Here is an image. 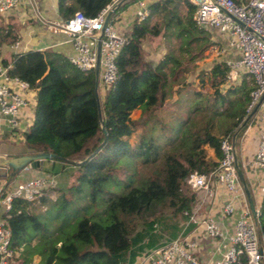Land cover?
I'll return each instance as SVG.
<instances>
[{
  "label": "trees",
  "instance_id": "trees-1",
  "mask_svg": "<svg viewBox=\"0 0 264 264\" xmlns=\"http://www.w3.org/2000/svg\"><path fill=\"white\" fill-rule=\"evenodd\" d=\"M135 1L124 0L113 15ZM109 2L56 0V11L62 20L75 11L94 17ZM148 8L146 17L131 22L115 59L117 78L101 91L94 90L93 71H78L59 53L30 49L10 55L9 73L35 91L23 154H50L36 171L67 175L63 187L45 188L28 201L13 199L2 214L14 251L62 233L60 257L49 256L45 264H130L153 244L155 225L165 216L190 212L195 194L186 177L215 170L220 140H231L247 115L251 77L243 73L226 86L223 60L199 65L215 42L210 31L193 24V6L164 0ZM154 37L161 52L152 61L142 44ZM18 40L15 24L0 19V48ZM7 62L0 54V63ZM4 169L12 181L16 174ZM260 197L264 235V185ZM51 208L60 220L48 226L41 213ZM21 264L30 262L23 258Z\"/></svg>",
  "mask_w": 264,
  "mask_h": 264
},
{
  "label": "built area",
  "instance_id": "built-area-1",
  "mask_svg": "<svg viewBox=\"0 0 264 264\" xmlns=\"http://www.w3.org/2000/svg\"><path fill=\"white\" fill-rule=\"evenodd\" d=\"M124 0H110L94 17L75 11L68 19L52 26L66 36L71 53L68 63L81 72L93 71L97 66V85L111 86L116 78L115 59L127 42L130 25L116 24L114 11ZM164 0H136L133 3L134 18L143 19L149 12V4ZM193 6L191 19L198 29L208 30L222 40L220 51L227 66L225 85L238 83L241 74H248L253 87L248 94L247 114L257 104L248 122L256 119L263 129L256 140L251 158L252 164L264 172V0H186ZM21 0H0V17L11 13ZM36 8L34 0H29ZM112 12L103 25L105 16ZM130 22V24H131ZM18 42L10 45L18 48ZM98 46V49H97ZM11 63H0V116L13 132L20 128V111L26 106L25 92L28 84L9 73ZM247 122V123H248ZM22 138V135H21ZM220 156L214 171L206 174L191 172L186 177L188 189L195 200L186 224L193 223L210 240L226 239V245L218 252L219 257L209 264H264V235L260 232L258 218L251 215L243 188L238 180L232 159V143L228 136L219 143ZM24 166L14 181H6V170L0 167V264H12L15 251L10 247L9 230L2 214L10 209L13 199L31 200L43 189L54 186L55 178L49 174H30ZM28 173V174H27ZM216 187L224 191L223 202L218 207L222 217H234L231 234L225 235L208 214L197 216L202 208H210ZM255 208V207H254ZM257 217L258 212L255 208ZM196 243L181 231L172 239L163 240L157 247L143 251L134 264H200L195 255Z\"/></svg>",
  "mask_w": 264,
  "mask_h": 264
},
{
  "label": "crops",
  "instance_id": "crops-1",
  "mask_svg": "<svg viewBox=\"0 0 264 264\" xmlns=\"http://www.w3.org/2000/svg\"><path fill=\"white\" fill-rule=\"evenodd\" d=\"M28 1L29 0H21L17 8H15L11 13H9L4 17H0V19H2L5 22L10 21L14 23L15 27L16 25L20 26L22 24H23L22 26H24L22 30H20L21 26L19 28H16L17 31L18 30L20 31L19 33L20 40L17 41L19 44L18 48L16 50H12L10 47L11 44L8 46H1L0 48L1 57L7 59V61L9 62L10 55L12 53L34 49V50H50L59 53L64 58H66L67 55L71 53L70 45L64 42L66 36L63 32L59 30L58 27L51 25L53 23H59L63 21L61 18H59L57 14L56 0H35V2L37 3V6L35 8V13L37 15L38 20L36 19L34 20V18L32 17L33 10L31 6L28 4ZM115 15H116L115 18L117 25L122 27L126 26L127 24L130 25V22L134 15L133 4L129 5L128 7L121 10ZM21 18L22 21L21 20L20 21L22 24H19L20 22L18 23V20ZM26 19L30 20V22H27L28 20ZM211 34L215 36L214 40L212 39L211 40L214 42L218 41L219 45H221L222 47L223 42L219 38V36L216 35V33L214 34L213 32H211ZM97 87L100 90V87L98 85ZM25 97L27 104L25 107L21 109L20 118H19L20 121L19 125L20 128L23 130H25L31 122L34 101H35V91L29 88L25 92ZM1 123H3V130L0 131V134L1 132H3L5 136L8 135L6 138L9 137V141L12 142L14 140V137L16 136V132L19 130L17 131L15 130L14 132L10 130L6 124L5 119L0 116V124ZM262 129L263 126L256 119H252L250 122L247 123L245 129L240 134L236 142H234L237 165L240 168V170H241V166L243 167L245 171V176L248 177V180H245L246 178H244L245 176L241 170L243 179L250 192V196L255 208L258 207L259 202L261 200L260 196L262 194L263 185H264V172H262L259 168L255 167L252 164L251 158L255 150L256 140L259 137V133L261 132ZM0 141L2 142L1 138ZM20 147H21L20 149L18 147V150L16 147H14L13 150H7L4 144H0V156L10 157V156L23 154L24 146L22 142ZM238 156L241 158V165H239ZM36 173L39 172L36 171L35 169H32L30 171V174H36ZM223 198H224L223 189L221 187H216V193L213 199L212 206L210 208L208 207L202 208L197 214V216L199 218L205 214L211 216L215 221L216 225L218 226V228L222 231L225 237H227V235L231 234L232 221L234 217H222L217 211L218 207L223 202ZM182 231H183V235H186L187 237L195 241L196 243L195 255L200 264H209L213 260L217 259L219 257L218 252L222 249L224 245H226V239L210 240L206 236H204L201 230H199V228L193 223L186 224L185 222ZM162 241L163 240H160L158 242L155 240L151 246L144 247L143 251H147L157 247ZM136 256L138 257L139 255ZM136 260L137 259L132 260L130 264H134Z\"/></svg>",
  "mask_w": 264,
  "mask_h": 264
},
{
  "label": "rangeland",
  "instance_id": "rangeland-1",
  "mask_svg": "<svg viewBox=\"0 0 264 264\" xmlns=\"http://www.w3.org/2000/svg\"><path fill=\"white\" fill-rule=\"evenodd\" d=\"M35 2V0H34ZM35 4H37L35 2ZM33 12H32V17L34 18V20H38L37 19V15L35 13V8H32ZM22 18L18 20L19 24H22L21 21ZM28 20V19H26ZM27 22H30V20H28ZM23 25V24H22ZM17 26L16 28L20 27V30H22L24 28V26ZM29 25V24H28ZM18 32L20 33V31L18 30ZM210 37L212 40H214L215 36H213L210 33ZM216 43L213 44L212 46H210L208 48V50L205 51V56L203 58L202 61L199 62L200 66H206L208 65L210 62L212 61H216V60H222L225 58V55L220 51L221 45H219L218 41H215ZM143 48H144V54L148 59H151L152 61H154L155 59L158 58L159 53L161 52L160 50V40L157 37L148 39L146 41L143 42ZM198 79L195 80L194 85L198 86ZM251 111V110H250ZM139 111L136 110L132 113V117H136L138 115ZM3 130V123L0 124V131ZM17 131V130H16ZM3 132H1L0 134V138L2 139V142L0 141V144H4L5 148L7 150H13L14 147L19 149L21 148V142H22V138H21V133L20 131L16 132V136L14 137V140L11 142L9 141V137L6 138L7 136H5ZM4 139V140H3ZM13 145V146H12ZM238 154V151H237ZM239 158V165H241V158L238 156ZM241 170L245 176V171L243 169V167L241 166ZM17 176L14 177V179L12 181H14L16 179ZM244 178H246L245 180H248V177L245 176ZM74 179L73 177H71V180L68 184L73 183ZM67 182V175L66 174H55V182H54V186L56 187H63ZM257 199V198H256ZM263 201H264V197H263ZM263 210H264V203H263ZM1 213V212H0ZM164 213H166L167 215H169L170 213L166 210H164ZM42 219H44L46 221V223L48 224V226H53L57 223H59V215H56V210L55 209H50L47 212H42ZM171 216V215H169ZM187 217L184 215H179V216H174V217H164L163 223L161 225L156 224L155 225V235L152 237V240H156V241H160V240H164V239H172L174 238L177 234H179L186 222ZM65 239L64 234L62 233H56L54 234L51 238L47 239V240H40V241H33L30 244H24L22 245L18 250L15 251V258L12 261V264H21V261L24 259H28L30 264H45V262L48 260V257L51 256L53 258V260H57L58 257H60L61 252L58 248L59 244ZM135 255L133 260L138 259V257Z\"/></svg>",
  "mask_w": 264,
  "mask_h": 264
},
{
  "label": "water",
  "instance_id": "water-1",
  "mask_svg": "<svg viewBox=\"0 0 264 264\" xmlns=\"http://www.w3.org/2000/svg\"><path fill=\"white\" fill-rule=\"evenodd\" d=\"M112 12H108L105 16L103 25L107 22L110 14ZM98 49V46H97ZM97 87V66L94 69V90ZM96 94V93H95ZM96 96V95H95ZM97 98V97H96ZM257 104L251 109V111L245 116V118L243 119L242 123L240 124V126L237 128V130L232 134L231 137V143H232V159H233V165L235 167V171L238 177V180L243 188V191L245 193L246 199H247V204H248V208L250 210V213L253 217L258 218L257 217V213L256 210L254 208L251 196H250V192L245 184V181L243 179L242 173L240 168L237 165V158H236V152H235V137L237 135V133L243 128L245 127V125L247 124V122L249 121V119L251 118L252 114L254 113L255 109H256ZM102 129V128H101ZM103 130V129H102ZM97 150V149H96ZM95 150V151H96ZM52 158V156L50 154L47 153H32V154H20L17 156H10V157H3L0 156V167L2 168H9V176L11 175H15L16 173H18L24 166H29L32 169L35 170H39L42 164V161L45 159H50ZM8 180H10V177L8 178Z\"/></svg>",
  "mask_w": 264,
  "mask_h": 264
}]
</instances>
